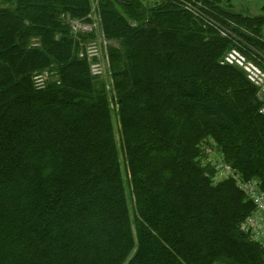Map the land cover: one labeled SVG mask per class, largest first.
Segmentation results:
<instances>
[{"label": "trees", "instance_id": "16d2710c", "mask_svg": "<svg viewBox=\"0 0 264 264\" xmlns=\"http://www.w3.org/2000/svg\"><path fill=\"white\" fill-rule=\"evenodd\" d=\"M95 11L109 85L96 29L71 31ZM262 25L220 0H0V264H264L237 186L264 192L262 103L222 63L264 61Z\"/></svg>", "mask_w": 264, "mask_h": 264}, {"label": "built area", "instance_id": "2783aa9c", "mask_svg": "<svg viewBox=\"0 0 264 264\" xmlns=\"http://www.w3.org/2000/svg\"><path fill=\"white\" fill-rule=\"evenodd\" d=\"M71 24V31L75 35L77 34L76 32L85 34L86 31L91 33V31L94 30V26L88 25L85 22L71 21ZM91 43L92 41H89L86 45L87 50L85 51V56L88 57L89 60L94 56V51L89 48ZM79 56L82 57L84 54L80 53ZM222 63L239 67L245 72L247 80L257 88V96L262 103L259 108V113L264 116V61L258 58H254L253 60L249 59L239 49L231 48L224 55ZM90 72L91 75L100 76L104 72V67L102 66L101 68L99 63L92 61L90 64ZM221 168H225L223 171L225 174L221 173L220 176H234L229 166L224 165L221 166ZM219 173L218 171L217 177ZM237 186L254 205L253 213L245 220L241 228L249 233L252 239L264 244V192L260 190L254 180L248 182L237 180ZM245 227H247V230Z\"/></svg>", "mask_w": 264, "mask_h": 264}, {"label": "rangeland", "instance_id": "374dc122", "mask_svg": "<svg viewBox=\"0 0 264 264\" xmlns=\"http://www.w3.org/2000/svg\"><path fill=\"white\" fill-rule=\"evenodd\" d=\"M141 1L145 5H149V4L153 5L158 0H141ZM220 1L223 3H227V4L231 5L232 9L235 12H239V13L244 14V15L258 16V15L264 14V8H263L264 0H220ZM95 15H96V11L94 12V14H92V17H91L92 20L90 19V20L85 22L88 25L94 26V28L96 29V32L93 35V37H94L93 40H87V44L89 43V41H92V43L89 45V48L94 51L93 57H95V58L92 61L99 63L101 68L104 64V67H105L104 72L102 73L100 79H103L105 81V83L107 85H109L110 84V77H109L108 66H107V62H106V60H107V47L102 41V31L100 30V28H101L100 25H98V23H100L99 17H98V15H96V17H95ZM88 25H85V26H88ZM245 31L247 32V34L249 36L253 35L251 32H249L247 30H245ZM76 33H77L76 34V37H77V35H79V33L78 32H76ZM91 33H92V31H91ZM91 33L89 31H86L85 35L91 36ZM90 36H88L89 37L88 39H90ZM258 37H260L261 39L264 38V25L260 26V34ZM84 50L86 51L87 47H84ZM242 50H244V49H242ZM245 56L247 58L253 60V57L250 53L245 54ZM256 62H258V61H256ZM111 109H112V121H113V127H114V131H115V137H116L117 142H119V122H118V118H117V114H116L117 105L115 104V101L113 98L111 100ZM204 152H205V156H204L202 161H205V162L211 161V163L214 164L215 171L220 172L217 179H221V177H223V176H220V175H221V173H224L223 171L225 169V168L222 169L221 166L226 165L224 163L221 155H219L218 152L214 151V147H206ZM121 163H123V161H121ZM124 174H125V172H124ZM242 182H244V181H242ZM130 204H131V201H130ZM248 217H246V219ZM253 219H255V218H253ZM245 220L243 223H245ZM243 223L241 224V227H242ZM245 229L247 230V227H245Z\"/></svg>", "mask_w": 264, "mask_h": 264}]
</instances>
